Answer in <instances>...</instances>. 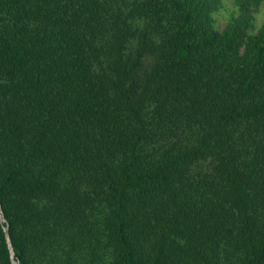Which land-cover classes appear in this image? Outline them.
<instances>
[{
    "label": "trees",
    "instance_id": "16d2710c",
    "mask_svg": "<svg viewBox=\"0 0 264 264\" xmlns=\"http://www.w3.org/2000/svg\"><path fill=\"white\" fill-rule=\"evenodd\" d=\"M262 4L0 0L17 264H264Z\"/></svg>",
    "mask_w": 264,
    "mask_h": 264
},
{
    "label": "rangeland",
    "instance_id": "374dc122",
    "mask_svg": "<svg viewBox=\"0 0 264 264\" xmlns=\"http://www.w3.org/2000/svg\"><path fill=\"white\" fill-rule=\"evenodd\" d=\"M234 12L232 0H222V6L213 13L214 25L217 29H221L226 19ZM264 15V4L259 8L256 13V25H258Z\"/></svg>",
    "mask_w": 264,
    "mask_h": 264
},
{
    "label": "water",
    "instance_id": "95a60500",
    "mask_svg": "<svg viewBox=\"0 0 264 264\" xmlns=\"http://www.w3.org/2000/svg\"><path fill=\"white\" fill-rule=\"evenodd\" d=\"M0 224H1L2 231H3L4 241H5V244H6V247H7V251H8L9 261H10L11 264H17V261H16V259L14 257L13 251H12L10 240H9V237H8L7 225L5 223V219H4L1 211H0Z\"/></svg>",
    "mask_w": 264,
    "mask_h": 264
}]
</instances>
